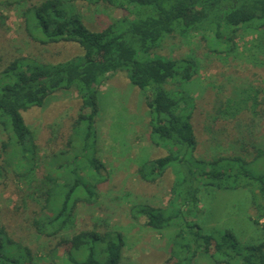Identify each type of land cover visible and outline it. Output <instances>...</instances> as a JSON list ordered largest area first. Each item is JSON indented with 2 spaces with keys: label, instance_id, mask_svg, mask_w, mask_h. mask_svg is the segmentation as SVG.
I'll return each mask as SVG.
<instances>
[{
  "label": "trees",
  "instance_id": "1",
  "mask_svg": "<svg viewBox=\"0 0 264 264\" xmlns=\"http://www.w3.org/2000/svg\"><path fill=\"white\" fill-rule=\"evenodd\" d=\"M73 1L76 0H44L27 8L24 19L32 40L41 45L73 44L81 49L82 56L56 64L16 58L0 72V130L7 137L2 149L8 155L6 164L15 168L19 181L31 179L43 165L35 134L25 124L23 112L41 108L60 91L76 92L81 101L80 111H88L79 114L73 125L74 134L80 125L84 132L77 138L70 136L64 150L44 161L47 169L34 191L44 203L42 208L49 206L51 215H39L33 226L38 235L58 238L57 246L66 248L61 264H121L123 259L124 238L117 231L69 233L75 226L77 205L95 203L97 187L104 182L100 173L103 165L96 158L97 87L118 72H125L130 84L144 93L149 141L166 152L163 157L139 163V178L155 183L168 168L177 165L176 169L185 173L181 179H174L169 206L177 207L179 213L197 203V183L206 181L205 186L224 191L249 189L256 212L253 222L257 225L258 220H264V148L253 147L251 159L242 155L217 156L208 161L196 159L192 98L171 88L177 85L174 81L192 79L197 71L196 60L152 53L166 36L175 32L187 36L193 31L203 37L207 32L211 34L208 41L212 53L219 52V47L230 51L229 43L239 31L264 29V0H88L94 4L102 1L135 14L134 18L117 20L101 31L89 30L80 16L70 10ZM224 31H228L226 40L221 37ZM249 99L251 103L245 98L228 101L227 110H219L220 115L235 116L250 107L260 118L264 108L258 91L251 92ZM188 169L195 172L187 175ZM84 178L92 181L93 186L89 187ZM163 213L146 203H134L129 208L132 221L144 218L146 227L156 231L168 224ZM192 227L199 230L195 224L187 226ZM196 234L199 245L190 258L186 257L189 264H193L199 252L209 255L214 264H264V241L242 245L230 231H225L220 239ZM185 248L188 244L180 249ZM180 255L181 252L176 256L172 251L176 261L172 264L185 262L186 258ZM35 258L30 249L12 241L0 228V264H35Z\"/></svg>",
  "mask_w": 264,
  "mask_h": 264
},
{
  "label": "rangeland",
  "instance_id": "2",
  "mask_svg": "<svg viewBox=\"0 0 264 264\" xmlns=\"http://www.w3.org/2000/svg\"><path fill=\"white\" fill-rule=\"evenodd\" d=\"M42 1L0 0V72L16 58L56 64L82 56L76 45H41L29 37L24 13ZM70 5V10L78 14L91 31H101L117 20L135 17L134 13L102 1L94 4L76 0ZM204 36L194 31L187 36L175 32L166 36L152 53L171 59L192 57L196 60L197 71L192 79L174 81L177 85L171 86L193 101L191 121L197 139L194 157L208 161L217 156L242 155L251 159L253 147L264 148V115L255 117L250 107L249 111L243 110L235 116L220 115L219 110H227L228 101L245 98L251 103L250 93L256 91L264 108V29L239 31L231 39V50L227 52L219 47V52L212 53L208 41L212 36L208 32ZM221 37L226 40L228 31ZM97 91L96 158L103 165L100 173L104 182L97 187L95 203L77 205L75 226L69 233L119 232L125 244L121 264H172L176 262L172 251L176 256L181 252V257L190 258V253L199 245L196 233L220 239L225 231H230L242 245L264 241V220L263 223L258 220L257 225L253 222L256 212L249 189L224 191L205 186L206 181L200 182L194 193L197 200L194 206L180 213L177 207L171 208L174 179H181L185 172L174 165L155 183H145L137 175L139 163L166 154L149 141L144 93L130 84L125 72L102 81ZM80 109L81 101L76 92L60 91L50 96L41 108L23 112L25 124L35 134L40 162H43L35 171L37 176L34 174L31 179L19 181L15 168L6 164L8 155L2 144L7 137L0 130V228L12 241L30 249L36 256L35 264H61L66 255V248L57 246L58 238L37 234L34 219L51 215V210L49 206L42 208L44 203L34 191L47 169L44 161L64 150L74 134L73 125L78 115L88 113ZM82 127L75 128L78 134L75 131L74 137L84 132ZM192 172L195 171H186L187 175ZM34 180L35 183L31 182ZM86 181L89 187L93 186L92 181ZM134 203L162 209L168 219L167 226L156 231L146 227L144 218L132 221L129 208ZM192 224L199 226V230L187 228ZM186 244L188 248L181 251V246ZM189 258L183 264H189ZM192 263L214 264L203 252H199Z\"/></svg>",
  "mask_w": 264,
  "mask_h": 264
},
{
  "label": "built area",
  "instance_id": "3",
  "mask_svg": "<svg viewBox=\"0 0 264 264\" xmlns=\"http://www.w3.org/2000/svg\"><path fill=\"white\" fill-rule=\"evenodd\" d=\"M261 223H263V220H261Z\"/></svg>",
  "mask_w": 264,
  "mask_h": 264
}]
</instances>
